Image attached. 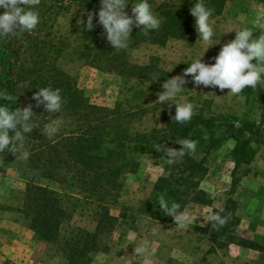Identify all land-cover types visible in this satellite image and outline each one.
<instances>
[{
	"label": "rangeland",
	"instance_id": "rangeland-1",
	"mask_svg": "<svg viewBox=\"0 0 264 264\" xmlns=\"http://www.w3.org/2000/svg\"><path fill=\"white\" fill-rule=\"evenodd\" d=\"M213 19L215 38L221 37L218 44L205 51L202 61L207 64L214 62L212 58L223 44L234 39V32H225L248 27L254 32L253 37L264 34V0H228L221 14ZM75 25L76 19L68 15L58 20L56 29L68 33ZM198 38L194 29L184 39L169 38L164 44L139 43L130 49L128 62L146 67L143 73L147 78L160 77L153 82L96 70L73 57L63 58L61 65L75 77L92 104L117 112L115 121L128 133L144 134L174 123L170 116L175 105L160 106L155 102L156 94L162 91L165 79L181 74L188 63L199 57L206 45ZM4 43L5 40L0 41V74L5 71L9 55L3 48ZM251 62L255 63V59ZM186 80V90L176 99L184 97L195 109L185 125L187 129H181L185 130L184 138L197 141L195 151L189 153L205 162L207 171L200 189L211 202H190L185 208L192 215H202L207 210H220L230 197L236 202L238 234L259 244L261 250L221 244L200 234V229L208 225L203 216L195 217L193 224L186 227L175 224L167 214L163 220L151 219L156 208H145L142 203L150 198L157 179L164 175L165 161L160 156L143 153L137 156L138 167L134 173H126L120 179L122 188L115 201L107 204L117 222L110 233L101 235L99 250L92 254L89 264H127L126 260L134 257L135 244L142 239L151 243V264H264V83L254 90L246 86L238 97L227 94L228 89L195 86L190 76ZM56 120L60 122L57 132L74 127L66 116ZM233 125L239 129L241 148L229 134ZM234 177L235 186L231 191ZM26 179L49 185L62 197L68 217L60 227L55 244L37 241L18 211L23 205ZM144 209H149V213H143ZM97 212L93 199L39 179L37 172L23 160L10 162L5 172H0V264H68L65 258L68 245L78 231H95ZM122 214L125 217H119ZM131 232H136L141 239L130 241ZM129 264L148 262L133 258Z\"/></svg>",
	"mask_w": 264,
	"mask_h": 264
},
{
	"label": "trees",
	"instance_id": "trees-1",
	"mask_svg": "<svg viewBox=\"0 0 264 264\" xmlns=\"http://www.w3.org/2000/svg\"><path fill=\"white\" fill-rule=\"evenodd\" d=\"M227 1L206 0L207 6L214 10L213 17L221 14ZM195 2L149 0L161 20L160 27L149 31L147 35L140 32V28H133L129 46L121 50H114L101 38L99 34L103 29L100 25L88 31L80 23L86 19L88 11H98L99 0H40L37 6L40 23L37 28L5 40L3 48L9 55L5 71L0 74V89L17 99L16 102L0 100V104L9 109L34 104L30 99L33 93L46 86L59 88L64 101L62 110L55 114H48L43 106L33 108L34 115L38 116L33 117V120L41 124L25 137V148L30 156L23 161L37 172L39 179L76 190L79 195L93 199L97 204L95 231L77 232L65 252L68 264H89L92 254L99 250L101 235L113 230L117 218L110 214L107 204L115 201L122 188V176L134 173L137 169V156L150 153L162 157L163 153L153 149L158 143L179 149L180 145L175 142L185 139V130L181 128L187 127L174 122L164 129H153L144 134L128 133L126 128L115 121L117 112L98 107L89 101L78 87L75 77L62 67L61 61L65 57H73L96 70L125 77L160 79L158 76L147 78L143 73L146 67L130 64L128 51L139 43L164 44L169 38L184 39L191 34L195 28L194 17L190 15L189 9ZM131 7L132 0H129L125 7L129 15ZM68 15L76 19L77 25L68 33H61L56 29L58 20ZM60 116L70 118L73 129L57 132L52 138L43 136L40 131L42 123L56 120ZM9 134L13 135L14 132L10 130ZM229 134L236 139L238 148H241V137L236 125L230 127ZM0 156L2 173L10 162L19 159H15L10 152L0 153ZM206 171L204 160L193 158L189 152L172 165L165 162L164 175L157 179L150 198L142 203L145 208H156L151 219H164L166 213L159 207L161 199L169 205L172 202L179 203L182 208L190 202L210 204L211 201L205 198L206 195L200 189ZM234 186L235 177L231 181V191ZM62 201L59 193L49 185L26 179L23 205L18 211L37 241L49 244L58 241L60 227L68 217ZM222 208L224 212L221 215L229 216L228 222L219 229L211 228V222H208L206 227L200 229V234L221 244L261 250L259 244L238 234L236 202L229 197ZM143 213H149V209H144Z\"/></svg>",
	"mask_w": 264,
	"mask_h": 264
},
{
	"label": "clouds",
	"instance_id": "clouds-1",
	"mask_svg": "<svg viewBox=\"0 0 264 264\" xmlns=\"http://www.w3.org/2000/svg\"><path fill=\"white\" fill-rule=\"evenodd\" d=\"M39 3L40 0H0V9L3 10L0 12V41L34 31L40 23L37 8ZM128 3L129 0H99L98 11H88L86 19L80 23H83V29L88 31L100 25L103 29V32L99 34L101 38L114 50L125 49L129 46L133 28H140V32L147 35L149 31L157 30L161 23L149 0H132L130 15L125 11ZM213 11L207 6L206 0H196L192 4L189 13L194 17V28L198 39L206 47L198 58L187 64L188 66L181 74L165 79L161 84L162 91L156 94L155 102L160 106L175 105L174 114L170 116L175 124L186 125L194 115L195 105L192 102L182 96L179 100L176 99L186 90L184 87L188 83L186 77L190 76L195 86L218 90L228 89L227 94L231 93L238 97L246 86L254 90L258 84L264 83V34L253 37L254 32L248 27L225 32H234V39L220 47L218 54L212 58L213 63L207 64L202 61L205 51L218 44L221 37L220 35L219 39L215 38ZM253 59L255 63L251 62ZM158 79L153 78L151 82ZM16 99L17 97H12L7 91L0 89V100L16 102ZM30 99L35 103H29L23 108L9 109L0 104V153L10 152L15 159L27 160L30 156V152L25 148V137L34 127L41 124L33 120V117H38L34 115L33 108L43 106L45 112L55 114L62 110L64 103L61 90L51 86L39 88ZM59 123V120L43 122L40 128L42 135L52 138L58 131ZM10 130L14 132L13 135L9 134ZM175 143L180 145L179 149L167 147L163 143L155 144L153 148L163 153L161 159L168 165L176 163L186 152H194L197 141L185 138ZM159 207L164 213L173 217L175 224L180 227L193 224L197 216H203L204 221L211 222V228L216 229L223 227L229 220V216L221 215L224 212L223 208L219 211L207 210L202 215H192L179 203L172 202L169 205L164 199L160 200ZM129 238L130 241L141 239L137 237L136 232H131ZM152 254L150 241L142 239L139 244H135L134 257H130L129 260L142 258L151 264ZM129 260H126L127 264Z\"/></svg>",
	"mask_w": 264,
	"mask_h": 264
}]
</instances>
